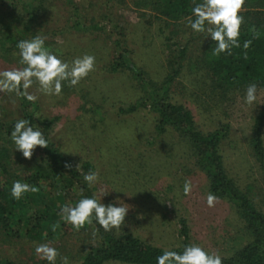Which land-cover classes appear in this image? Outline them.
I'll use <instances>...</instances> for the list:
<instances>
[{
    "label": "rangeland",
    "instance_id": "1",
    "mask_svg": "<svg viewBox=\"0 0 264 264\" xmlns=\"http://www.w3.org/2000/svg\"><path fill=\"white\" fill-rule=\"evenodd\" d=\"M154 1L46 0L34 17L24 14L28 21L23 23L12 22L4 13L10 0H0V18L10 22L9 31L23 30V48L0 50V120L20 123L25 114L22 98L37 119L34 131L42 129L39 121L53 120L47 142L70 158L74 168L83 162L93 167L87 185L106 231L139 237L167 251L184 245L211 258H226L254 237L236 204L210 193L206 171L196 162L188 138L170 125L156 129L158 114L150 100L159 95L181 105L191 113L196 130L217 132L226 175L264 215V127L261 155L250 141L264 89L227 90L205 67L203 58L223 11L204 8L194 15L206 12L203 20L174 21ZM120 59L135 71H110V64ZM10 73L20 89L9 84ZM22 128V135L0 134V144L8 147L12 141L10 159L0 160L5 165L0 167L1 200L8 207L24 202L12 207L14 216L21 211L32 218L48 216L29 235L23 226L15 233L1 228L0 259L78 264L88 244L99 238L88 219L66 213L75 210L73 204L84 191L76 186L62 191L61 182L48 185L36 178L39 157H26L24 133L29 128ZM31 136L40 140L38 134ZM20 157L26 169L20 168ZM26 177L43 189L42 195L27 194L25 188L33 182ZM54 210L61 212L49 217Z\"/></svg>",
    "mask_w": 264,
    "mask_h": 264
},
{
    "label": "trees",
    "instance_id": "2",
    "mask_svg": "<svg viewBox=\"0 0 264 264\" xmlns=\"http://www.w3.org/2000/svg\"><path fill=\"white\" fill-rule=\"evenodd\" d=\"M32 1V3H28V0H10V8L4 13L12 22L16 20L24 23L28 21L23 19L24 14L28 15L27 19L29 16L34 17L37 15V10H40L38 8L46 0ZM67 2L71 3V0H67ZM154 3L161 8L160 11L165 17L174 21L187 17L192 20H197V18L203 20L206 18V12L200 13L198 17L194 15L204 8L223 11L213 32L212 44L208 45L207 53L203 58L205 67L217 85L227 90L239 91L249 87L264 89V0H155ZM30 6L34 11L29 9ZM0 22H3V25L0 26V50L5 49L7 52H11L23 48V30L10 32V22H6L3 18H0ZM121 67H126L130 72L135 71L130 63H124L122 60L110 64L109 69L115 72ZM8 77L9 84L14 83L20 89L17 78L15 79L12 73ZM136 77L145 86L146 82L143 81L140 74ZM150 103L158 114L156 125L158 131H163L165 125H170V127L179 129L188 138L196 156V162L206 171L210 183V193L213 196L226 197L236 204L238 213L246 223V229L254 237V240L236 250L233 255L215 259L184 245L167 251L153 246L139 237L115 236L106 231L101 215L95 208L97 202L87 185V180L93 172L92 165L89 162H83L79 168H74L70 158L65 157L58 148L47 142L46 130L53 123L52 119L39 121L42 129L34 131L37 119L32 117V113H29V102L26 99L22 98L21 102L25 113L24 119H20V123L17 120H0V134L4 132L9 137L18 133L22 135L24 132L22 127H28L29 129L24 133L27 135L25 141L29 145L26 157L31 158L34 154L39 157L36 168H40V170L37 171L36 178L39 177V180L47 181L48 185L59 181L62 191L73 189L75 186L76 189L84 191L82 193L84 196H80L81 201L85 199L84 206L78 199L73 204L75 210L66 213L69 215L68 217L82 216L84 220L88 219L99 238L96 241L94 238V241L88 244L89 250L84 252L83 258L78 264H103L109 260L126 264H180L183 260H189L195 264H264V215L253 206L245 194L238 192L233 186L232 180L226 175L222 156L218 152L219 135L217 132L208 134L199 132L193 126L191 113L187 109L181 105L165 102L164 98L159 95H155ZM127 111H132V107ZM263 127L264 105L254 118L250 140L255 152L260 155L263 151L261 139ZM32 132L39 135V141L32 138ZM0 138V140L3 139L1 135ZM8 143L10 146L12 141L8 140ZM9 146L0 144V160L10 159L12 153L9 154ZM13 152L16 157L20 156L19 150H17L18 153ZM21 162L24 161L20 157V168L26 169V164H21ZM0 167L3 170L5 165L0 162ZM33 181L28 180L30 184ZM34 184L35 182L32 183V188L31 186L25 188L28 191L27 194L31 191V195H42L43 189L39 188L38 184L35 186ZM21 187L24 188V186ZM57 199L65 201L62 196H57ZM73 201L70 198V202L73 203ZM16 204L22 207L24 202L18 200L8 207V204L3 199L1 200L0 196V230L2 228L7 232L15 233L19 227L23 226L29 235L36 226L44 225L48 213H42L32 218L21 211L14 216L12 207ZM60 212L50 211L52 215L49 217L56 218L57 213ZM13 227L15 230L12 229ZM182 227L181 231L186 235L184 222ZM0 264L20 263L3 258L0 259Z\"/></svg>",
    "mask_w": 264,
    "mask_h": 264
}]
</instances>
